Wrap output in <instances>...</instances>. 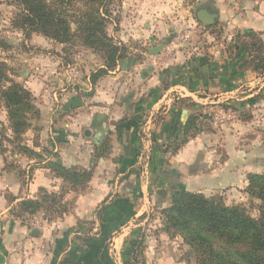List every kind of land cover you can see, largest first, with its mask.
I'll use <instances>...</instances> for the list:
<instances>
[{
  "label": "crops",
  "instance_id": "0c3cea01",
  "mask_svg": "<svg viewBox=\"0 0 264 264\" xmlns=\"http://www.w3.org/2000/svg\"><path fill=\"white\" fill-rule=\"evenodd\" d=\"M135 2L113 34L124 46L130 35L140 38L143 50L130 48L114 70L93 79L73 70L51 84L27 80L39 117L20 147L33 154L10 137L0 141V264H181L162 248L168 237L148 229L157 220L148 213L169 205L161 192L213 195L263 171L264 72H243L246 58L227 56L223 45L214 54V43L218 33L231 44L264 33V0H207L195 17L206 9L216 18L204 26L196 17L206 40L196 47L188 42L193 6L179 4L177 13L172 0ZM173 30L185 32L180 41L188 44L174 40L153 54L158 35ZM217 108L227 113L221 123L213 120ZM191 116L197 119L187 136ZM103 144L107 152L97 156ZM49 162L92 176L77 191ZM43 190L62 196V212L17 216L19 204Z\"/></svg>",
  "mask_w": 264,
  "mask_h": 264
},
{
  "label": "trees",
  "instance_id": "16d2710c",
  "mask_svg": "<svg viewBox=\"0 0 264 264\" xmlns=\"http://www.w3.org/2000/svg\"><path fill=\"white\" fill-rule=\"evenodd\" d=\"M11 1L18 9L13 22L15 28L26 35L41 34L62 45L73 44L74 40L81 42L83 47L101 55L104 69L99 70L98 74H107L115 69L119 61L128 57L127 47L116 43L107 31L112 20V0ZM259 35L264 33L244 35L242 38L248 41H240V37L229 45L228 52L242 58L243 52L263 49ZM4 47V42L0 40V49ZM194 61L196 58L191 61L193 65ZM245 66L251 67L254 72H262L264 69V64L258 69L247 59L241 62L239 69L244 70ZM0 96L16 147L26 154H33L26 147H20L19 141L30 127V118L38 117L39 111L33 105L31 92L11 80L6 65L1 62ZM196 119L195 116L188 118L184 127L185 135L191 133ZM105 152L107 145L103 144L97 156ZM48 167L77 191L84 188L92 176L91 170L66 168L57 162H49ZM245 178L248 183L246 193L260 201L258 218L251 217L243 207L224 205L221 198L216 196L207 197L184 188L161 192L164 195L169 193V205L160 212L162 231L170 236H179L188 247L186 257H193L196 264H264V169L261 173H248ZM61 198V195L48 194L43 190L39 199L22 201L17 216L29 217L39 212L60 214Z\"/></svg>",
  "mask_w": 264,
  "mask_h": 264
},
{
  "label": "rangeland",
  "instance_id": "374dc122",
  "mask_svg": "<svg viewBox=\"0 0 264 264\" xmlns=\"http://www.w3.org/2000/svg\"><path fill=\"white\" fill-rule=\"evenodd\" d=\"M206 2L207 0H172L171 3V5L175 6L174 9L177 11V13L182 10L181 7L184 9L191 6L194 7L190 16L193 20L192 29L195 31V33L193 34V37L189 38V41L186 40L190 43V45H192V47H196L197 43H206L205 38H203L201 34L200 29L202 27L199 26L195 17V12L197 11V9H200ZM179 4L182 6L179 7ZM132 5L136 6L135 0H112V4L110 6V9L112 11V20L107 27V31L116 43L125 45L124 43L120 42L116 35L113 34L114 31L120 30L119 25L117 26V29V27L115 28L114 23H117L119 21L121 17V12H130L133 8ZM17 13L18 9L14 2H12L11 0H0V40H2L5 44V47L0 49V62L6 65L8 76L11 80L26 87V82L31 77H33L34 79L39 78L41 82L45 81V83L51 84L53 77H60L62 80L63 77L69 76L70 72H73V70H75L76 73L79 72V74L81 75L89 73L91 74L93 79L94 74L97 75L99 70L104 69V61L102 60L101 55L92 51L91 49L83 47L81 42H78L77 40H74L75 42L73 44L62 45L52 41L49 38H46L41 34L32 33L26 35L25 33H23L22 30L15 28L13 26V22ZM177 13H173L171 15L172 17H170L169 19L171 21H175V18L173 17H178ZM178 21H180V18L178 19ZM198 27L200 28L198 29ZM73 29H75V26H73ZM140 29L144 28L140 25ZM112 34L114 36H112ZM184 34L185 32L173 30L164 34H159V40H157L156 38V42L158 41V44L164 45L169 44L174 40H177V42H179L180 44L179 46L181 47L183 46L182 43L186 42L180 41L181 37ZM259 36L261 37V39L259 40H261L262 42L263 49L258 48L257 50H253L249 53L248 51L247 53L243 52V56L247 59V61H252V64H254L255 68L258 69L262 68L264 64V35ZM129 37V39L125 38V40L127 41L126 47H129L128 50L134 47L138 51L140 49H144L141 48L142 41L140 40V38H134L131 35ZM216 37L217 40L214 44L218 45L219 49L215 50L214 54L219 53V51L222 49V45L228 48L231 44V42H228L223 39L224 35L221 33H218ZM240 41L248 40H245L241 37ZM188 42H186L185 45L188 44ZM131 52H133V50L128 51V54ZM233 55H235V53H230V55L229 53L227 54V56L230 57H232ZM191 57L197 56L196 54H192ZM192 59L190 60L192 61ZM260 59L263 60L261 61ZM260 63H262V65ZM100 65L103 67L102 69L98 68L100 67ZM82 67H85L86 70H84ZM243 69V72L252 70L251 67L247 66H245ZM93 71L96 72L93 73ZM263 72L264 69L262 70V72L259 71L256 73L262 74ZM38 89H40V87H38L36 91H38ZM36 95L38 96V93H35L34 97H36ZM34 101L35 98H33V105L35 106ZM3 106V101L0 96V141H4L10 138L14 141L15 139L11 131L9 130L7 114H4L6 113V111ZM38 117L32 119L30 118V127L25 130V132L21 135L19 142H23L24 139H27L26 133L28 130H34L31 128V122L32 120L37 119ZM14 143L16 142L14 141ZM2 145V142H0V150ZM174 148H176V146ZM174 148H172V150H174ZM259 164L263 165L264 161H261ZM247 185V178H245L244 181L238 184L236 187L224 188L213 195L207 194L204 196L219 197L223 201L224 205L230 207L235 205L243 207L251 217L258 218V206L260 205V201L251 198L246 193ZM167 200L169 203V198ZM160 212L161 210H154L148 213V219L153 220L156 218L159 221V224H157V220L156 222L154 220L153 227L148 228L150 232H160L163 233L165 237H168V240L162 242V248L164 251L171 250L172 255L174 254L175 259H177L181 264H196L193 257H186L188 247L183 244L182 239L179 236H170L166 232L162 231V217L161 215H158ZM40 214H45V212H39L29 217H40ZM34 218L31 221L34 222ZM155 225H157L156 228L154 227ZM35 227L36 225L34 223L33 225H30V228L32 229ZM154 244H159V242Z\"/></svg>",
  "mask_w": 264,
  "mask_h": 264
},
{
  "label": "water",
  "instance_id": "95a60500",
  "mask_svg": "<svg viewBox=\"0 0 264 264\" xmlns=\"http://www.w3.org/2000/svg\"><path fill=\"white\" fill-rule=\"evenodd\" d=\"M196 17L198 21L203 24L204 26H209L213 24L216 15L213 13H209L206 9H201L197 12ZM162 49V46L157 47L154 52L157 53Z\"/></svg>",
  "mask_w": 264,
  "mask_h": 264
},
{
  "label": "built area",
  "instance_id": "2783aa9c",
  "mask_svg": "<svg viewBox=\"0 0 264 264\" xmlns=\"http://www.w3.org/2000/svg\"><path fill=\"white\" fill-rule=\"evenodd\" d=\"M212 116L214 121L221 123L222 121H224V119H226L227 113L224 112V109L217 108L212 111Z\"/></svg>",
  "mask_w": 264,
  "mask_h": 264
}]
</instances>
